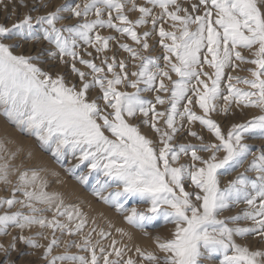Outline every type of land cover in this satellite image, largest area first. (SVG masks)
<instances>
[{
	"label": "snow or ice",
	"instance_id": "6c2138e0",
	"mask_svg": "<svg viewBox=\"0 0 264 264\" xmlns=\"http://www.w3.org/2000/svg\"><path fill=\"white\" fill-rule=\"evenodd\" d=\"M0 6L11 7L5 19L17 17L11 26L0 23V115L144 237L149 228L173 226L168 237H150L151 250L131 244L121 227V240L111 238L95 219L89 226L79 205L47 190L43 167L13 163L19 150L0 140V191L9 193L0 195V237L18 230L7 246L0 243L5 257L39 251L42 264H202L214 257L264 264V247L237 242L264 244V150L245 142L264 141V0ZM41 44L48 47L15 51ZM157 44L162 54L154 55ZM121 52L127 55L118 58ZM248 109L258 114L226 128L217 119ZM184 133L197 143L177 142Z\"/></svg>",
	"mask_w": 264,
	"mask_h": 264
},
{
	"label": "rangeland",
	"instance_id": "374dc122",
	"mask_svg": "<svg viewBox=\"0 0 264 264\" xmlns=\"http://www.w3.org/2000/svg\"><path fill=\"white\" fill-rule=\"evenodd\" d=\"M77 2H82V0H77ZM138 2H140V0H138ZM193 2H195V0H193ZM60 3H63V0H53V6L56 4H60ZM29 5H31V0H29ZM26 10L27 9H20L19 12L22 15L23 12H25ZM42 11H46V10H42ZM9 13H11V7H9L7 11H5L4 8L0 6V23H4L7 26H11V24L15 22V20L17 19L16 16L11 17L10 19H5L6 15H8ZM36 14L37 13L35 12L32 13L33 16H35ZM130 18H135V14H130ZM102 34H109V33L107 31H102ZM122 42L131 44V41L127 40L126 38L123 39ZM40 47H48V45L47 44H41V45H35V46L24 45L22 48L16 49L15 51L17 53L23 52L24 54L27 55L30 53H35L37 48H40ZM152 54L154 55L162 54V50L159 49L158 44L156 46L155 52H153ZM126 55H127L126 53L121 52L119 53L118 58H123ZM161 63L163 62L161 61ZM77 66L81 67L80 65H77ZM43 67L47 68L48 66L43 65ZM244 67H248V66L245 65ZM68 73H69V69L66 67L65 74L67 75ZM234 74H238L241 76L247 75L246 72H240V71H237ZM68 78L71 79V76L69 75ZM128 91H131V89H128ZM146 95H149V98H152L150 94H146ZM256 114L258 113H256L255 110L248 109V110H245L243 114H241L240 112H237L236 116L232 118V120L230 121L223 120L220 118H217V119L222 124V126L226 128L230 122H242L243 120H246ZM194 130L199 132L200 131L199 125H195ZM205 137L207 139L206 133H205ZM0 140L4 141L5 146L9 149V151L19 150L16 160L13 161V163H19L20 161L23 160L26 166L43 167L46 171L42 172L41 175H44L45 178L48 180L47 190L60 192L64 194L66 203L79 205L81 210L87 215L88 222L90 221L89 226L92 225V221L93 219H95L96 226L98 228L103 227L105 228L106 231H110L112 233L111 238H115L118 241L121 240V237L118 233H116L115 229L117 227L124 228L127 232L131 233L134 237L131 244L133 245L138 244L142 248H146L149 250L153 248V244L151 242L150 237L156 236V235H160L162 237L170 236L171 230L173 228V226L171 225L149 228L148 229L149 234H150L149 237H144L142 233L138 232L137 230L131 228L129 225L124 223L123 217L117 214L113 208H110L109 206L97 200L94 196L91 195V193L84 186L79 185L70 175H68L64 171L63 168L57 165L54 159L49 154L42 152L39 149L38 143L35 140V138L26 136L18 132L14 128V126L10 125L7 122L6 118L3 115H0ZM177 142L197 143V141L191 140V138L187 137L186 133H184ZM245 142L252 145L254 151L264 150V141L246 139ZM29 152L32 153L31 159L27 158ZM250 159L251 157H249V160ZM65 163L67 165L69 164V161L66 160ZM71 163H75V161L72 160ZM246 166L247 164L245 165V167ZM243 170H244L243 168H240L238 171H243ZM86 171L87 169L82 167L81 169L78 170L77 174H79L80 172H86ZM52 172H55L57 175H51ZM235 175L236 173H232L230 176L222 177L221 185L223 186L227 182V180L232 179ZM247 175L254 176V173H247ZM0 195L7 196L9 195V193L0 191ZM83 202H85V204ZM131 206H132V202L130 201L128 204V207H131ZM138 207L142 208L143 206L138 205ZM244 207L246 206L241 204L237 208L233 209L231 213H224V215L236 214ZM109 222L112 223L113 225L111 229L107 227ZM9 232H10V235L0 237V243L4 244L5 246H7L10 243L12 235H18V230L16 229H10ZM25 234H28L27 231ZM41 242L46 243L45 241H41ZM123 242H128L127 238H124ZM237 242L242 243V244L247 243L251 248L264 247V244L259 243L258 238H254V237H249L247 240L238 239ZM17 248L20 249V251L26 252V253H31L33 251L31 249H28L26 246L19 244V242H17ZM56 251L57 252L62 251V249H57ZM73 251L75 250L73 249ZM38 256H39V251H37L35 255H26V256H19L16 252H10L7 257H5L3 252H0V261L4 262V264H11V262L13 261L15 262V264H29V262L30 264H42V262L38 259ZM219 259H220L219 257H214L211 260H202V264H219Z\"/></svg>",
	"mask_w": 264,
	"mask_h": 264
},
{
	"label": "bare ground",
	"instance_id": "6f19581e",
	"mask_svg": "<svg viewBox=\"0 0 264 264\" xmlns=\"http://www.w3.org/2000/svg\"><path fill=\"white\" fill-rule=\"evenodd\" d=\"M62 186V185H61ZM66 196V195H65ZM80 203V202H79ZM82 203V202H81ZM85 204V202H83ZM94 203V202H93ZM90 205V204H89ZM86 206V205H85ZM89 207V206H87ZM92 207V206H91ZM86 209V208H85ZM84 210V209H83ZM89 210V209H88ZM95 210V209H94ZM95 213V212H94ZM107 216V215H106ZM90 222V221H89Z\"/></svg>",
	"mask_w": 264,
	"mask_h": 264
}]
</instances>
